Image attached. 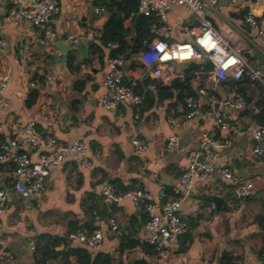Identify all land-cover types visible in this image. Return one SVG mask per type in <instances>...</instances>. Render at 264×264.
<instances>
[{"label":"crops","instance_id":"crops-1","mask_svg":"<svg viewBox=\"0 0 264 264\" xmlns=\"http://www.w3.org/2000/svg\"><path fill=\"white\" fill-rule=\"evenodd\" d=\"M59 3L61 11L55 19L57 38L52 47L47 48L41 44L38 30L29 21L10 15L11 0H0L6 9L0 16V39L6 40V44L0 46V77L6 72L11 75L5 93L7 105L0 108V137L8 141L14 138L17 127L34 122L44 138L54 137L60 145L85 139L89 165H83L76 156H68L61 167L51 171L44 191L30 198L12 193L0 214V264H38L31 241L41 234L66 237L75 223L86 232H89V226L102 229L104 243L98 252L111 255L113 264H135L137 259H145L149 264H190L193 261L219 264L224 253L239 255L242 264H264V228L258 220L264 215V157L256 158L252 152V128L259 126L256 115L261 109L264 89L258 82L245 79L236 87L220 83L214 86L209 71L195 73L194 89L200 87L196 91L197 97L203 86L214 88L220 99L238 93V87L245 89L247 108L238 115V120L246 129L242 132L216 129L219 137H230V143L219 150L215 166L230 167L241 180L252 181L256 190L253 196L238 200L234 186L223 181L217 173L209 180L197 182L181 195L183 209L191 220V236L174 238L164 253L149 255L142 246L148 235L146 212L137 208L128 197L119 202H107L103 188L113 185L121 191L135 182L137 189L149 191L156 200L160 191L168 198L172 197L173 187L178 185L179 177L189 164L190 150L199 148L203 132L213 124L200 116L187 119L185 100L177 96L153 106H142L139 118H135L134 109L127 105L114 111L96 105L106 93L102 79L109 69L108 51L116 45L105 48L104 62L99 55H92V46L90 64L82 63L84 59L77 52L81 70L71 73L67 56L74 45L67 41V36L77 34L82 40H97L109 13H97L98 5L94 0H59ZM247 12L257 18L256 27L245 22ZM213 15L215 28L226 35L231 34L233 42L245 48L252 64L264 71V36H259V32L264 31V0L224 3ZM169 21L175 26L171 42L193 40L182 27L196 26L198 21L184 8H175L169 14ZM126 27L129 28L127 53H130L137 31L131 19L126 21ZM244 31L258 37L260 43L257 46L247 43ZM151 41L145 42L133 57L136 61L140 62V54ZM189 66L173 64L181 80L186 79ZM134 70H126L127 82L134 77ZM86 76L90 80L85 89L82 92L75 90V82ZM202 76H205L203 80ZM32 83L35 86H31ZM36 88L39 98L28 107L26 101ZM150 88L152 92H158L155 87ZM173 133L179 137V149L169 152L167 139ZM136 137L148 140L145 151L134 149L132 140ZM28 153L31 162H37L42 151L32 148ZM12 184V170L0 167V189ZM215 197L222 199L220 204ZM212 203L216 206L212 207ZM91 206L93 210H90ZM112 218L118 223L117 230L111 228L109 220ZM67 240V249L87 247L79 241ZM135 243L139 245L132 247ZM89 252L92 256L96 254L90 249ZM77 260L76 255L68 258L72 264ZM64 263L60 255L46 264Z\"/></svg>","mask_w":264,"mask_h":264},{"label":"built area","instance_id":"built-area-1","mask_svg":"<svg viewBox=\"0 0 264 264\" xmlns=\"http://www.w3.org/2000/svg\"><path fill=\"white\" fill-rule=\"evenodd\" d=\"M236 0H139L140 14L153 17L150 31L153 36L146 50L140 54L142 68L134 70V77L126 81L128 62L124 56L108 58L109 69L102 82L106 93L98 99L96 105L108 111H114L121 105L134 109L135 118L140 117L143 96L137 93L139 82L143 77L159 80L162 85H168L180 77L173 67L174 63L191 64L192 62H211L210 80L214 86L227 79L242 80L248 78L258 82L264 88V71L256 67L245 54L242 45L235 44L232 35H226L217 30L213 24V13L221 4ZM10 15L18 20L29 21L39 32L41 44L51 48L57 38L55 19L61 11L59 0H11ZM184 8L188 14L198 21L196 26L185 25L182 29L192 36L191 42H171L175 26L169 21V14L175 8ZM104 6L96 7L97 13H103ZM6 12L0 4V16ZM245 22L250 26L258 25L257 18L247 12ZM247 43L257 46L259 38L243 32ZM264 36V31L259 32ZM92 40V39H89ZM67 41L73 45L82 41L81 35L70 34ZM6 40L0 39V46ZM113 44H110L112 46ZM127 70V71H126ZM11 79L10 72L0 77V108L7 105L5 93ZM31 86H35L32 83ZM200 97L189 96L185 99L186 118L200 116L205 122L211 123L200 139L198 149L190 150L189 164L179 177L178 185L172 189L173 196L168 198L164 191L158 193V200L149 191L130 189L119 193L113 185H105L103 194L107 202H119L125 197L147 214L145 230L146 241L156 247L158 254L164 253L174 238H180L189 231L191 226L183 206V192L189 191L197 182L209 180L214 174L234 186L238 200L254 195L256 187L252 181L241 180L233 169L228 166L216 168L219 150L230 143V137L221 138L216 129L227 132H242L246 128L238 120V115L247 108V100L240 93H234L228 98L220 99L214 88L203 86ZM1 125V124H0ZM15 136L0 143V167L9 168L13 173L11 187L0 189V214L13 192L23 198L45 190V183L51 171L61 167L68 156H76L83 165L88 166V144L85 139H77L68 145H60L54 137L44 138L37 130L34 122L17 127ZM252 152L256 158L264 157V125L252 128ZM132 145L137 152L145 151L149 142L144 138H133ZM37 148L42 153L37 162H31L28 151ZM166 149L169 152L179 149V137L176 133L167 139ZM202 157V158H201ZM212 203V207H215ZM112 230L118 229L117 221L109 220ZM70 240H76L86 245L90 250L98 252L103 248L104 234L101 228L91 233L78 229L69 233ZM36 240L31 241L34 250ZM190 264H197L193 261Z\"/></svg>","mask_w":264,"mask_h":264},{"label":"trees","instance_id":"trees-1","mask_svg":"<svg viewBox=\"0 0 264 264\" xmlns=\"http://www.w3.org/2000/svg\"><path fill=\"white\" fill-rule=\"evenodd\" d=\"M94 2L98 6L105 7L106 11L109 13V19L102 28L100 34L97 35V40L94 39L95 41L91 47L92 55H99L101 62H104L106 53L105 48H108L110 44H115L116 48H110L108 51L109 58L124 56L129 62V69L134 70L137 68H142L143 65L141 62L136 61L133 57L141 50L145 42L150 41L153 38L150 27L155 18L147 17L139 13V0H94ZM130 19L133 20V28H136L137 35L132 52L127 53L128 46L126 43V34L129 32V28L126 27V21ZM77 59V52L74 50L70 51L67 56V66L71 73H76L81 70V63L78 62ZM91 61L92 56L84 59L82 63L90 64ZM211 69L212 64L209 61L192 62L189 66L186 79L181 80L180 78H177L172 82L171 86L162 85L159 80L151 77H143L137 88V93L143 96L142 106H153L157 102H162L166 98H173L174 96H177L178 99L182 100H185L189 96L197 97L196 91H198V88L200 87H197L196 90L194 89V84L197 83L195 73H205ZM201 78L203 80L205 76H202ZM244 79L254 82L247 77ZM88 80H90V77L88 76L81 80H77L74 84V89L82 92L85 89ZM260 86L263 88L262 85ZM150 87H155L158 92H152ZM237 91L245 97L246 92L244 88L238 87ZM38 98L39 89H33L26 101V105L28 107H32L37 102ZM260 108V111L256 115L259 126L264 125V99L260 104ZM4 141V137H0V143ZM130 189H137L135 182L117 192L125 193ZM90 210H93L92 206L90 207ZM258 220L264 228V215H260ZM189 222L191 226L190 218ZM90 223H92V221ZM79 227V224L75 223L72 225L71 232H75L79 229ZM96 228L98 227L89 226V233H91ZM191 234V231H189L180 238L186 239L190 237ZM68 236L69 234H67L66 237H53L50 234H41L37 236L34 248L35 261L38 264H46L48 261L57 259L60 255H62L65 262L64 264H72L68 261V258L71 255H76L78 260L75 264H113V258L107 253L95 252L96 254L92 256L87 247H73L67 249L66 245L68 243L67 239H69ZM136 245H139V243H135V245L132 247ZM63 246L65 247L64 249ZM142 246L145 253L149 255L158 254V251L154 245L146 242L143 243ZM135 264L149 263L145 259H137L135 260ZM219 264H242V260L239 255H235L233 253H224Z\"/></svg>","mask_w":264,"mask_h":264},{"label":"water","instance_id":"water-1","mask_svg":"<svg viewBox=\"0 0 264 264\" xmlns=\"http://www.w3.org/2000/svg\"><path fill=\"white\" fill-rule=\"evenodd\" d=\"M132 38L135 39V35H133ZM93 43V40H82L73 46V50L78 52L81 55L82 59H87L90 56V46H92ZM238 83L239 80L237 79H227L224 81H220V84H229L233 87H236ZM214 200L217 202V204H220L222 201V199L219 197H215ZM196 232H199V229H197Z\"/></svg>","mask_w":264,"mask_h":264}]
</instances>
